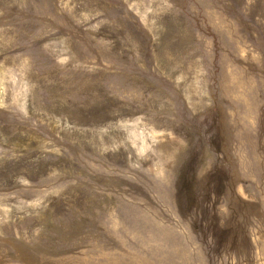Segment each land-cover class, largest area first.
Listing matches in <instances>:
<instances>
[{
  "label": "rangeland",
  "instance_id": "1",
  "mask_svg": "<svg viewBox=\"0 0 264 264\" xmlns=\"http://www.w3.org/2000/svg\"><path fill=\"white\" fill-rule=\"evenodd\" d=\"M0 264H264V0H0Z\"/></svg>",
  "mask_w": 264,
  "mask_h": 264
}]
</instances>
